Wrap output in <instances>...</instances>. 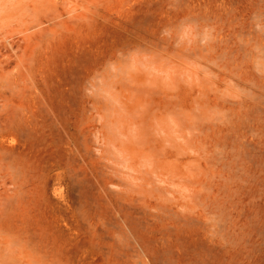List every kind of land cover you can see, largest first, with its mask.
I'll return each mask as SVG.
<instances>
[{"label": "rangeland", "instance_id": "rangeland-1", "mask_svg": "<svg viewBox=\"0 0 264 264\" xmlns=\"http://www.w3.org/2000/svg\"><path fill=\"white\" fill-rule=\"evenodd\" d=\"M0 264H264V0H0Z\"/></svg>", "mask_w": 264, "mask_h": 264}]
</instances>
